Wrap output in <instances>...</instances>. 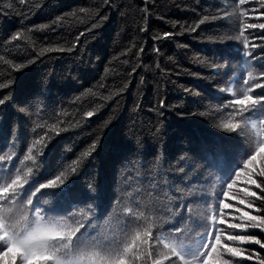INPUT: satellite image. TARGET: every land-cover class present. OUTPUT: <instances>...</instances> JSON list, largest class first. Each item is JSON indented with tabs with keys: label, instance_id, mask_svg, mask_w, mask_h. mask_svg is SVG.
Segmentation results:
<instances>
[{
	"label": "trees",
	"instance_id": "1",
	"mask_svg": "<svg viewBox=\"0 0 264 264\" xmlns=\"http://www.w3.org/2000/svg\"><path fill=\"white\" fill-rule=\"evenodd\" d=\"M236 7L233 0H25L24 5L19 0H0V56L12 61L8 65L0 60V83L10 84L0 89V97H9L0 106V155L12 157L11 161H0V165L14 163L25 170L33 166L31 162L19 163V159L35 139L56 123L59 135L50 132L55 138L43 156L37 157L44 163L35 182H46L60 171L70 175L67 164L77 157L83 159L82 153L98 139L92 157L84 160L79 174L69 182L73 192H83L91 184L97 193H102L96 201L98 207L85 211L92 221L90 230L102 239H111L120 234L125 222L123 208L134 206L137 196L141 208L149 207L154 198H158L161 207H173L178 202L175 197L165 199V192L172 195L167 188L153 191L143 180L145 176L151 179L148 167L155 160L167 172V166L190 149L189 160L196 167L189 178L196 176L200 180L198 173L202 172L206 182L195 187L203 189L198 195L207 196L206 201H197L191 207L192 220L187 223L195 237L199 229L193 221H202L206 212H212L216 194L222 185L226 187L224 178L232 166H238V156L243 155L238 146L222 139L229 134L215 127L220 114L226 112L222 107L224 99L230 95L219 89L232 87L240 91L241 76L246 77L248 71L254 75L264 71V49H251L252 42L260 43L258 39L250 37L249 50L256 60L248 58L247 62L240 51L242 43L215 42L221 33H235L224 27V21L211 22V17ZM244 8L264 11L257 0H251ZM205 15L209 22L199 24ZM249 15L255 17L258 13ZM233 22L238 23L235 17ZM17 31L23 33L20 40L8 43ZM249 32L253 36L261 34L259 29ZM165 33L172 35L165 38ZM51 47L66 50L42 51ZM32 58H36L34 63L14 70L15 64ZM87 111L96 114L87 118ZM37 124L44 127L36 128ZM157 127L166 134L153 139ZM138 148L140 152L136 151ZM40 150L37 145L33 154ZM123 164L128 165L124 171ZM152 170L160 176L164 174L158 168ZM125 177L126 183L122 182ZM7 179L0 170V182ZM170 179L174 182L173 191L184 187L179 175ZM245 184L246 177L241 174L229 195L219 197L234 205L225 209L227 222H241L237 208L264 215L239 204ZM126 188L131 197L125 195ZM183 198L191 199L188 189H184ZM41 203L46 207L58 203L61 210L67 206L47 195ZM255 206L264 207V203L256 201ZM24 211L17 206L16 215ZM80 211L81 208L76 209L78 219ZM64 219L56 215L52 222ZM165 219L171 223L174 218ZM219 227L225 236L240 231L229 229L227 223ZM248 232L264 241V232L259 229ZM233 246L245 249L246 254L254 250L264 258V248L259 245ZM242 264L257 261L243 260Z\"/></svg>",
	"mask_w": 264,
	"mask_h": 264
},
{
	"label": "snow or ice",
	"instance_id": "2",
	"mask_svg": "<svg viewBox=\"0 0 264 264\" xmlns=\"http://www.w3.org/2000/svg\"><path fill=\"white\" fill-rule=\"evenodd\" d=\"M250 2L251 0H233L236 8L232 11H219L211 17V22L224 21V27L235 33H221L215 42L226 43L227 40H234L242 43L243 47L240 51L245 62L248 58L256 60L253 51L249 50L250 37L260 41L259 44L251 43L252 50L264 49V22H258L264 19V11L257 8H244V5ZM257 2L260 8H264V0H257ZM19 4L24 5L25 0H19ZM81 11L84 10L81 9ZM250 12L258 13V15L250 16ZM234 17L238 23L233 22ZM253 19L257 22H253ZM205 22H209L207 15L199 21V24ZM256 29H259L261 34L253 36L249 30ZM22 34L21 31L15 32L7 42L19 41ZM83 35L84 33L81 32L80 36ZM170 35L172 34H164L165 38ZM80 36L76 38L77 43ZM65 50L51 47L42 51L46 53ZM225 51L227 53V49ZM35 59L15 64L14 70L23 69L34 63ZM0 60H3L5 64H12L11 60H4L3 56H0ZM213 69H216V65H213ZM217 75H219L218 70ZM240 79L242 81L240 91H234L232 87L219 89L220 93H230V95L224 99L222 107L226 112L220 114V122L215 124V127L229 134L222 139H228L231 145L238 146L243 155L238 156V166H232L230 173L224 178L226 187L222 185L220 192L216 194L217 203L212 208V212H206L202 221H193L199 229L195 237L190 234L191 230L187 223L192 220L191 207L197 201H206L207 196L206 194L198 195L203 192V189L195 187L197 184L206 182L202 179L203 173H198L201 176L200 180L196 176L189 178L196 167L189 160L190 149L185 150L173 160L167 166V172L164 171L160 161L155 160L148 167L151 179L145 176L143 180L151 185L153 191L167 188L172 195L169 196L168 192H165V199L171 200L175 197L178 202L173 207H168L167 204L161 207L158 198H154V202L149 207L141 208L139 196H137L134 206L123 208L125 222L120 234L111 239H102L90 230L92 221L87 219L85 211H91L93 206L98 207L96 201L101 199L102 193H97L96 186L91 184L83 192H73V184L69 182L72 176L79 174L84 160L92 157L97 149L98 139L94 140L82 153L83 159L77 157L67 164L70 175L60 171L53 179L35 182L44 163L37 157L43 156L44 149L55 138L49 133L59 135L58 125L53 123L43 135L27 147V153L22 154V159L17 157L19 163L31 162L35 166V171L33 166H27L25 170L14 163L7 167L0 165V170L8 176L6 181L0 182V264H242L243 260L253 259L257 261V264H264V258L260 257L258 252L253 250L246 254L245 249L233 246L255 244L264 248V241L248 232L249 229H259L264 232V215H253L237 208L236 211L241 213L238 217L241 222H227L225 209L233 208L234 205L225 203L219 198L227 197L229 190L237 183L241 174H244L246 177L243 188L244 198L239 200V204L250 209L254 208L257 213L264 212V207L255 206L256 201L264 203V71H259L256 75L248 71L247 76H241ZM5 87H10V84L0 83V89ZM8 100V96L0 97V106L5 105ZM95 114L94 111H87L85 116L91 118ZM60 123L63 122L60 121ZM43 127L44 125L41 124L36 125V128ZM32 131L35 132L36 129L33 128ZM165 134L157 127L153 132V139ZM37 145L41 146V150L34 155L33 151ZM136 151L140 152V149ZM257 157H259L258 163ZM5 159L11 161L12 157L6 158L0 155V161ZM127 167V164H123L122 171ZM154 167L164 174L158 175L152 170ZM201 167L205 166L201 165ZM174 175L180 176V183L184 184V187L173 191L174 182L170 177ZM127 179L125 177L122 182L126 183ZM184 189L190 191L191 199L183 198ZM45 195L55 198L57 202L63 201L67 206L62 210L58 203L46 207L41 203ZM125 195L131 197L132 193L126 188ZM17 206L26 211L17 216ZM77 208H81L79 219L76 213ZM56 215L64 216L66 219L63 222L53 223L52 217ZM168 216L174 218L173 222H166L165 218ZM225 223L229 229L240 231L225 236L224 230L219 227ZM225 240L227 242L222 243Z\"/></svg>",
	"mask_w": 264,
	"mask_h": 264
}]
</instances>
